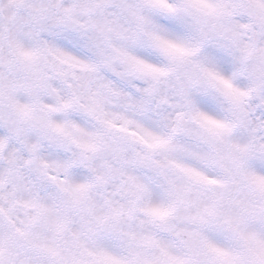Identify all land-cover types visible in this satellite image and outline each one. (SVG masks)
Returning <instances> with one entry per match:
<instances>
[{"label": "snow or ice", "instance_id": "obj_1", "mask_svg": "<svg viewBox=\"0 0 264 264\" xmlns=\"http://www.w3.org/2000/svg\"><path fill=\"white\" fill-rule=\"evenodd\" d=\"M0 264H264V0H0Z\"/></svg>", "mask_w": 264, "mask_h": 264}]
</instances>
